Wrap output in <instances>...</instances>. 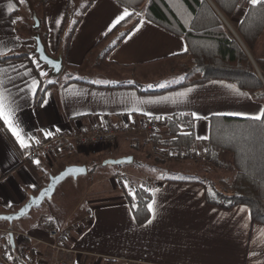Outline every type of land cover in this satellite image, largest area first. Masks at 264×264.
Segmentation results:
<instances>
[{
	"label": "crops",
	"instance_id": "1",
	"mask_svg": "<svg viewBox=\"0 0 264 264\" xmlns=\"http://www.w3.org/2000/svg\"><path fill=\"white\" fill-rule=\"evenodd\" d=\"M87 1L54 0L43 9L47 31L46 49L53 56L61 51L57 50V46L63 22L60 44H66L63 36L70 25L68 18L65 21L69 5L75 17L80 15V21L71 34L67 48L61 51L63 70L48 88L40 107H34L35 96L27 91V84L32 79L39 83L47 82L48 71L44 66L37 69L27 58L11 60L21 75L17 76L11 69L9 74L16 77V85L25 88V91L18 93L12 84L8 87L18 105L15 118L27 134L40 139L45 137V132L68 135L87 131L95 124H101L104 118H109L117 125L128 118L143 120L172 114L192 116V113H196L199 118L194 117V135L200 141L208 136L207 118L211 115L254 117L262 112L263 104L253 92L242 91L237 87L233 90L228 87L232 84L225 81L211 80L176 87L181 82L165 88L156 87L166 83L157 77L159 70L187 63L188 57L183 55L186 48L184 40L140 18L125 37L105 53L114 35L99 42L111 32L110 26L126 8L114 0H91L86 5ZM9 4L14 6L11 12L8 10ZM17 9L15 0H0V40L13 49L6 55L28 53L34 46L29 22L24 18L17 20L15 15L11 17ZM244 10L240 12L237 23ZM58 20L59 25L56 23ZM141 21L144 23L141 24ZM30 57L35 59L32 53ZM21 64L27 66L31 75L23 76L26 69L20 67ZM6 66L0 64V67ZM41 70L47 75L41 76ZM199 78L197 75L191 81ZM71 79L85 83H67ZM135 85H140L144 90L166 91L141 94ZM149 85L153 87L149 88ZM187 89L192 91L185 98L177 99L176 103L171 100L140 103L165 96L175 97L176 93ZM134 108L141 111H133ZM145 112L152 115H144ZM0 129L4 131H0V214L15 212L30 195H35L47 185L49 175L57 174L68 165H85L87 168L88 159L95 160L93 171L82 175L89 180L74 209L63 220L51 221L56 227L70 224L75 208L86 202L87 213L80 219L86 226L83 224L82 229L79 227L74 230L69 244L100 257H85L83 264H123V259L143 264H264V226L251 223L246 206L223 210L206 204L204 189L199 183L176 182L167 177L153 179L160 185L151 191L150 218L144 225L137 226L129 206L114 186V176L125 171L100 170L106 166L103 162L110 158L131 156L132 162L135 160L127 146V139H121L122 142L117 145L118 156L104 152L106 156L99 162L86 154L73 158L61 145H53L50 153L38 156L39 164H33L21 161L22 148L2 121ZM95 171L98 177L93 178ZM131 177L132 182L138 175ZM85 217H89V220L85 221ZM43 226L42 223L40 228L27 234L44 237ZM0 229L11 231L10 228ZM45 253L43 248L36 249L26 264L45 261Z\"/></svg>",
	"mask_w": 264,
	"mask_h": 264
},
{
	"label": "trees",
	"instance_id": "2",
	"mask_svg": "<svg viewBox=\"0 0 264 264\" xmlns=\"http://www.w3.org/2000/svg\"><path fill=\"white\" fill-rule=\"evenodd\" d=\"M40 21L39 33L46 47V22L43 9L54 0H31ZM91 0L87 1L88 5ZM132 13L117 24L106 38L114 35L107 45L106 52L113 49L119 41L140 20L145 18L163 29L181 37L186 46L183 54L189 59L186 68V79L176 87L190 85L195 82L220 80L235 85L242 91L253 92L257 100L262 102L264 111V58L255 55L257 42L264 31V5L253 6L249 0H114ZM18 7L25 0H15ZM245 3V10L240 21L234 27L241 42L251 55L260 75L255 70L251 60L241 47L238 40L227 29L213 6L229 23L236 13L239 4ZM19 10L11 14L15 15ZM66 18L70 25L63 37L66 44H60L64 31L63 22L57 50L65 51L71 34L80 21V15L75 17L70 5ZM98 45V44H97ZM31 52L7 55L11 60L30 57ZM4 57H0L3 60ZM192 75H199L197 81L189 80ZM71 77V75H70ZM56 77H48L47 82L40 81V87L34 97V107H40L45 94ZM70 82H82L71 79ZM66 83V84H67ZM141 94L162 93L166 90H144L140 85L134 86ZM174 88V87H173ZM208 136L205 140H197L194 135L195 118L184 114L162 116L163 134L155 135L157 147L154 160L165 162L169 160L201 159L208 168H221L232 173L231 178L220 177L217 181L198 179H170L176 182L199 183L204 189L205 203L223 210H231L243 205L249 210L252 224L264 226V118L254 120L252 117H235L227 115H211ZM223 154L230 155V162L221 160ZM134 161V160H133ZM93 168L87 166V173ZM167 180V179H166ZM124 200L131 211L133 221L142 226L150 218L151 191L135 186L133 192L122 191ZM14 254L15 247L5 242ZM12 257V256H11ZM12 258H15L13 256ZM114 262V261H111Z\"/></svg>",
	"mask_w": 264,
	"mask_h": 264
},
{
	"label": "rangeland",
	"instance_id": "3",
	"mask_svg": "<svg viewBox=\"0 0 264 264\" xmlns=\"http://www.w3.org/2000/svg\"><path fill=\"white\" fill-rule=\"evenodd\" d=\"M85 1L86 0H81V3H84ZM244 7L245 6L243 3L239 4V7L236 11L237 13L234 14L230 23L226 20V22L231 26L233 31H235L234 27L237 24L236 20L240 17V14H241L240 12L244 10ZM18 10L19 11L15 14V19L21 20L24 18L26 19V21L29 22L31 26L32 21H31V16H30L28 7H26V5L22 3V6L20 8L18 7ZM255 53L258 56L264 57V31L261 34L257 42ZM189 63L190 62L188 59L187 63L185 64L173 66V67H166V68L164 67L161 70H159L156 75L157 77H159V79H164L167 85H176L178 83L185 81L186 71H187L186 68L187 66H189ZM40 68H42V65H40ZM196 77L197 75H192L189 80H193ZM141 88L144 89L143 87ZM143 121L145 122L157 121L160 127L155 132V135L157 134V132H160L163 134L164 129H163L162 123L160 122V119H156L155 117L154 118L148 117V118H143ZM155 135H154V140H155ZM121 139L128 140L127 146L132 152L130 153L134 155L135 160L132 162V164H122V165H115V166L106 165L102 167L103 169H100L102 170V172H113V171L123 170L126 172V174L128 173L130 175H138V177L132 180V182L130 181L132 177L130 178V175H129L127 177V182L125 184H118L115 180H113L114 186L117 187V189L119 190L121 194L123 190H126L128 192L127 189H129L132 185H133V189L135 186L139 187L138 183H136L137 178H141L147 182L155 181L153 179H158V178H163V177H167L170 179H176V180L198 179V180H203V181H217L218 178L220 177L231 178L232 176V173L229 170H225L221 168L214 169V168L205 167V165L202 164V160L198 158L197 159L190 158L188 160L175 161V160H169L166 157H164L166 160L165 162H159L158 160L156 161L154 160V156L157 155V153L155 152L157 147L154 150L149 148V144L145 140V137H142V136H139V137L121 136L117 139L116 145L113 147H103V146L97 147V150H99L97 154H88L87 152H90V151L86 149L87 152L84 151L80 153L79 156L81 154H86L88 156H91L92 158L98 159V162L102 160L104 156H106V154H103L104 152H107L108 154L111 153L112 156H118L119 153L116 150H118L117 145L122 142ZM154 144H155V141H154ZM79 156H73V158H76ZM220 157L222 161H225L226 163L230 162L229 161L230 155L223 154ZM113 159H116V158H113ZM94 162H95L94 159H88L87 166H89L90 168L91 167L93 168L92 165H94L93 164ZM165 168H168L166 169L167 171L164 170ZM96 176L98 177V172L95 171V173H93V178H96ZM45 179H47V176H45ZM88 180L89 178L86 179L85 176H79L77 179H74L72 177L67 178L65 181H63L61 184L57 186L51 199H45L39 206L33 207L27 215H25L24 217H22L21 219L17 221H14L11 225H9L4 220H0V227L10 228L11 231H13L14 233L27 234L31 232L32 230L37 229L38 227L40 228L43 222L47 223V225H52L51 221L63 220L66 216L69 215V213L76 206L77 201L79 200L80 196L85 190ZM80 205L81 204H78V206L75 208L74 214H73L74 216L72 217L70 224H68V226H72L79 222L82 223L80 219L85 213H87V210H85V208H87L86 206L87 204L86 202H84L82 203L81 206ZM83 224L84 226H86L85 222L82 223V225L80 226L81 229L83 227ZM77 228L79 227L73 228L72 234L74 230H76ZM0 236L5 238L4 242L9 241V236H8V239H6V235H2V233H0ZM16 242L18 243L17 239H16ZM14 247H15V242H14ZM38 248L45 249L43 246H40ZM89 256L100 257V256L90 253V255H86L83 257V259H81V263L85 257H89Z\"/></svg>",
	"mask_w": 264,
	"mask_h": 264
},
{
	"label": "built area",
	"instance_id": "4",
	"mask_svg": "<svg viewBox=\"0 0 264 264\" xmlns=\"http://www.w3.org/2000/svg\"><path fill=\"white\" fill-rule=\"evenodd\" d=\"M160 127L157 121H143L141 119H125L121 124H114L109 118H104L101 124H95L87 131L72 132L68 135L53 134L50 137H44L35 143L31 141V147L20 151V159L26 163H36L38 156L44 153H50L53 145H61L63 149L71 154V156H79L80 153L88 149V154H97V147H113L116 145L117 139L121 136L128 137H145L151 149H155L154 135ZM4 132L3 129H0ZM128 175L124 172L118 173L113 179L118 184H125ZM139 187L147 191H152L159 187L158 181L147 182L141 178L136 180ZM127 187V186H126ZM132 193L133 185L127 189ZM89 220L88 217L84 219ZM44 224V237H33L28 234L14 233L13 231L0 229L2 235H6V239L10 233H13L15 242V252L11 250L4 242V237L0 236V264H26L28 259L33 255L34 251L43 246L46 250L45 260L39 261L37 264H82L81 259L90 253L80 250L69 244L74 227H80L81 223H76L72 226L64 225L56 227L53 225ZM18 240V243L16 242ZM8 256H15L11 260ZM123 264H143L140 261L125 260ZM29 263V262H28Z\"/></svg>",
	"mask_w": 264,
	"mask_h": 264
},
{
	"label": "snow or ice",
	"instance_id": "5",
	"mask_svg": "<svg viewBox=\"0 0 264 264\" xmlns=\"http://www.w3.org/2000/svg\"><path fill=\"white\" fill-rule=\"evenodd\" d=\"M23 0H21V3ZM249 3L253 6L256 5H264V0H249ZM8 10L11 12L14 10V6L12 4H9ZM132 15V13H129L127 9L124 10L123 14L119 17L116 18V20L113 22V24L110 26L109 31L113 27H115L117 24L120 23V21L124 20L125 17ZM57 25H59L60 21L58 20ZM141 24L144 23V21L140 22ZM139 30V29H137ZM18 41V37L16 38ZM185 51L187 50L186 48L184 49ZM13 49L9 48L6 43H4L2 40H0V56H3L4 59L0 60V64H7L6 67H0V121H2L3 126L11 132V135L15 138L16 142L19 144L20 148L22 149H27L31 147V141L35 140L34 136H31L27 134L24 130V128L21 126L20 122L15 118L16 117V112L18 110V105H16V97L13 95L11 92V89L8 87L9 84H12L13 87L17 88V92H23L25 91V88H21L19 85H16L15 80L16 77H13L9 74V69H11L12 72H16L17 76H20L21 74L18 72L17 66L11 62V58L7 57L6 53L7 52H12ZM29 60H31V63L36 65L37 69H40V60H44L47 64H51L53 67H57V65L49 60L46 56L43 54L38 58V59H32L31 57H28ZM20 67H24L26 71L23 73V76H29L31 75V71L27 70V66L21 64ZM41 76H46L47 73L44 71H40ZM23 76H21V79H23ZM48 83H53V81L49 80ZM93 83H100V81H93ZM106 83V82H105ZM131 83V81L129 82ZM27 84V82H26ZM40 87L39 82L36 79H32L30 81V84H27V91L32 94L34 97L37 93L38 88ZM149 88H152L153 85H149ZM156 87L159 88H165L167 87L166 83H160L156 85ZM229 88H232L233 90L235 89V85H228ZM192 89H187L185 92H178L176 93L175 97H161L159 100H146V101H140V103H148V104H153V103H160L162 101H168L171 100L173 103L177 102V99H183L187 96L188 93H190ZM133 111H141L140 109L134 108ZM144 115L151 116L152 114L150 112H145L143 113ZM192 116L195 118H199L196 113H192ZM156 119H161V117L157 116L155 117ZM264 118V111H262L260 114L252 117L254 120H261ZM53 133L51 132H45V137H50L52 136ZM35 143H39V140H35ZM37 164H39V161H36ZM69 172L72 171H78V172H83V169H69ZM54 182L59 181V177H53L52 178ZM127 186V185H126ZM33 188H35V185H32ZM48 194V189H45L44 192H41V197H45ZM35 202V200L33 201ZM152 208V205H149V209ZM21 214H23V210H21ZM0 219L4 220H9L11 219L10 217L4 216L0 217ZM151 221H149L150 223ZM8 259H12L11 256H8Z\"/></svg>",
	"mask_w": 264,
	"mask_h": 264
},
{
	"label": "water",
	"instance_id": "6",
	"mask_svg": "<svg viewBox=\"0 0 264 264\" xmlns=\"http://www.w3.org/2000/svg\"><path fill=\"white\" fill-rule=\"evenodd\" d=\"M26 2H27V7H28V10L30 12L31 21H32L29 32H30V38L32 39V41L34 43V46H33L31 53L35 56V59H38L43 54L49 60L53 61L57 65V67H53L51 64H47L44 60H40L39 63H40V65L44 66V69L46 71H48L49 77H57L60 75V73L63 70L62 52L59 51L56 56H53L47 51L45 45L42 42V39H41L39 33L37 32L38 28L40 27V21H39V18L37 16L36 9L34 8L31 0H26ZM212 6H213L214 10L217 12V14L220 16L222 21L224 22L227 29L238 40L241 47L243 48V50L245 51V53L247 54V56L251 60L252 64L254 65L257 73L260 75L258 68L256 67L251 55L247 51L244 44L241 42V40L239 39L237 34L232 32L231 26L226 22L225 18L221 15V13L215 8L214 5H212ZM131 163H132V157L131 156H125V157H120V158H116V159H112V158L107 159L103 162V165L115 166V165H122V164H131ZM69 169H83L84 171L83 172H78V171L69 172L68 171ZM86 174H87V168L85 165H75L74 164V165H68V166L64 167L61 171H59L55 175H49L47 185L42 187L41 189H39L35 195H30L27 198V200L15 212L8 213V214H0V217L7 216V217H10L11 219H9V220L0 219V220H4L9 225H11L14 221H17V220L21 219L22 217H24L25 215H27L33 207L39 206L45 199H51L56 188H57V186L59 184H61L63 181H65L67 178L72 177L74 179H77L79 176L86 175ZM53 177H59L60 179L58 182H54L52 179ZM45 189H48V194L45 197H41L40 194H41V192H44ZM34 200H35V202H33ZM21 210H23V214H21ZM9 243L12 245V247H14L13 233L9 234Z\"/></svg>",
	"mask_w": 264,
	"mask_h": 264
},
{
	"label": "bare ground",
	"instance_id": "7",
	"mask_svg": "<svg viewBox=\"0 0 264 264\" xmlns=\"http://www.w3.org/2000/svg\"><path fill=\"white\" fill-rule=\"evenodd\" d=\"M232 30V29H231ZM232 32H234L233 30H232ZM150 148V147H149Z\"/></svg>",
	"mask_w": 264,
	"mask_h": 264
}]
</instances>
